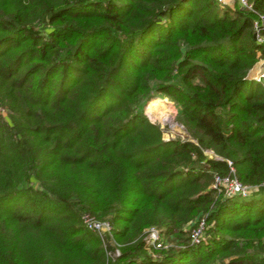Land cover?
Listing matches in <instances>:
<instances>
[{
    "label": "trees",
    "instance_id": "1",
    "mask_svg": "<svg viewBox=\"0 0 264 264\" xmlns=\"http://www.w3.org/2000/svg\"><path fill=\"white\" fill-rule=\"evenodd\" d=\"M250 1L0 0V264H264V84L249 77L264 0ZM158 95L185 137L144 113ZM230 166L258 188L218 192ZM149 225L165 247L149 250Z\"/></svg>",
    "mask_w": 264,
    "mask_h": 264
},
{
    "label": "built area",
    "instance_id": "2",
    "mask_svg": "<svg viewBox=\"0 0 264 264\" xmlns=\"http://www.w3.org/2000/svg\"><path fill=\"white\" fill-rule=\"evenodd\" d=\"M237 7L253 10V5L250 0H235ZM220 5H225L226 0H216ZM264 15L262 13H257L252 22V33L254 40L257 43H264ZM250 78L260 81L264 84V59L260 58L258 60V66L254 68L249 74ZM230 163V162H229ZM230 173L228 174H215L212 187H214L218 192L222 193L224 196L241 195L248 196L253 191H255L258 186L243 183L234 173V169L230 166ZM83 224L101 236L106 233L111 232L112 225L109 220L97 219L87 213L82 214ZM205 229V220L201 217L196 224L191 228V240L194 243L201 241L203 232ZM145 241L149 250L165 247L164 237L160 229L155 225H149L145 228ZM103 240V237H102ZM118 253V249L116 250Z\"/></svg>",
    "mask_w": 264,
    "mask_h": 264
},
{
    "label": "rangeland",
    "instance_id": "3",
    "mask_svg": "<svg viewBox=\"0 0 264 264\" xmlns=\"http://www.w3.org/2000/svg\"><path fill=\"white\" fill-rule=\"evenodd\" d=\"M228 4L230 5L231 8H235L237 6L236 5L237 4L236 1L234 2V0H228ZM153 100L160 101V102L164 103V105H162L161 107L156 109L157 111L155 110V112L154 111L152 112V108H151V104L153 102H155ZM177 109H178V107H177V105H176V103H175V101L173 99H171V98H169L168 96H165V95H158V96H156V98L151 99L149 103H146V105L144 106V113L150 118V120L159 123V125L163 129V136H164L165 139H168L170 137H174L176 135H180L181 137H185L188 134L186 129H185V127L183 126V124H181L180 122H178L175 119V115L177 113ZM0 112L2 114L6 113L5 110L3 108H1V107H0ZM150 113H151V115H150ZM165 114H168L170 116V118L163 119V116ZM206 153L209 156H213L214 155L211 150H206ZM104 236H105V234L103 236H101V238L102 237L104 238Z\"/></svg>",
    "mask_w": 264,
    "mask_h": 264
},
{
    "label": "bare ground",
    "instance_id": "4",
    "mask_svg": "<svg viewBox=\"0 0 264 264\" xmlns=\"http://www.w3.org/2000/svg\"><path fill=\"white\" fill-rule=\"evenodd\" d=\"M162 105H164V103L163 102H160V101H155V102H153L152 104H151V108H152V112L154 111L155 112V110L156 109H158L159 107H161ZM166 110V109H165ZM169 110V109H168ZM157 111V110H156ZM159 111V110H158ZM162 111V110H161ZM151 112V113H152ZM151 113H150V115H151ZM162 114V113H161ZM162 116V115H161ZM157 117V116H156ZM155 117V118H156ZM166 118H170V116L168 115V114H165L164 116H163V119H166ZM159 120V119H158ZM161 121V120H160ZM169 121V120H168ZM162 122V121H161Z\"/></svg>",
    "mask_w": 264,
    "mask_h": 264
},
{
    "label": "crops",
    "instance_id": "5",
    "mask_svg": "<svg viewBox=\"0 0 264 264\" xmlns=\"http://www.w3.org/2000/svg\"><path fill=\"white\" fill-rule=\"evenodd\" d=\"M234 2H235V0H234ZM225 5L230 7V5L228 4V0H226ZM257 66H258V61H257V62L253 65V67L249 70V74H250V72H251L252 70H254V68H256Z\"/></svg>",
    "mask_w": 264,
    "mask_h": 264
}]
</instances>
